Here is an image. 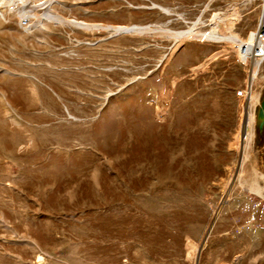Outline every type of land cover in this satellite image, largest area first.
I'll use <instances>...</instances> for the list:
<instances>
[{"label":"rangeland","instance_id":"374dc122","mask_svg":"<svg viewBox=\"0 0 264 264\" xmlns=\"http://www.w3.org/2000/svg\"><path fill=\"white\" fill-rule=\"evenodd\" d=\"M52 1L91 23L181 29L200 16L201 30L236 5L242 38L263 6ZM48 2L0 0V264H264V194L238 176L264 175V138L239 167L237 143L264 58L250 86L255 57L224 41L194 38L171 53L160 33L21 27Z\"/></svg>","mask_w":264,"mask_h":264},{"label":"bare ground","instance_id":"6f19581e","mask_svg":"<svg viewBox=\"0 0 264 264\" xmlns=\"http://www.w3.org/2000/svg\"><path fill=\"white\" fill-rule=\"evenodd\" d=\"M262 2L264 3V0H262ZM52 3L53 1L50 0V2H48L45 5L44 11L41 14L33 15L35 18L34 22H30V23L28 22L29 24H25V25L20 23L21 27L26 26L27 30L40 29V30L50 31L51 30L50 24H60V25H67L72 28H82L85 30L103 29L107 32L112 33V35H118L121 33H160V34L169 36L173 39V43L171 45V53H173L186 40L200 38V39L227 42L231 44L234 48H236L240 55L246 56L248 54V55L253 56V54L251 53L253 51V47L257 43L258 35L255 31H251L247 38H242L236 32L232 31L235 21L239 18V11L236 5L232 6L228 10L227 13L221 12V11L214 13L209 18V21H208V24L210 25V27L207 30H201V26L205 23V21H203L200 16L199 17L197 16L198 18L196 20H193L191 24L187 26V28H181V29H171L169 27L161 26V25L154 27V26H151L150 24H145V25L143 24L110 25L109 24V25H105V24L91 23V22H87L84 20H80V19L65 17L62 14H59L51 9ZM154 6L159 7L166 13H170V8L166 6H163L158 3H154ZM27 11L28 9H23L22 12L24 14H28ZM6 14H7L6 11L0 8V21H4L6 19ZM25 16L28 18V15H25ZM261 61H262V58H255L254 65H252L253 69L250 68V70H252L249 75L250 86L252 85V79H254V77L256 76L257 68L259 64L261 63ZM1 71L11 72L9 69L4 68V67H1ZM1 96L3 99L6 98L3 94ZM257 96H258V90L249 94L250 102L245 112L241 130L237 134V137H238L237 143L240 144L241 149L243 148L242 159L244 160L245 159L247 160L249 158L250 148L252 147L253 105L257 101ZM5 113L14 122L18 123L16 118L11 114L9 107L5 108ZM244 164L245 163H243V165ZM247 172L243 167V169L238 173V176L242 178L240 180L241 185L247 189L249 188L251 190L256 191L260 195L264 194L263 193L264 192V175L257 172L254 169L251 172L250 171L248 173ZM188 247H189L187 251L188 258L189 259L194 258L196 254V250L198 249L197 244L189 239Z\"/></svg>","mask_w":264,"mask_h":264},{"label":"water","instance_id":"95a60500","mask_svg":"<svg viewBox=\"0 0 264 264\" xmlns=\"http://www.w3.org/2000/svg\"><path fill=\"white\" fill-rule=\"evenodd\" d=\"M252 127H253L252 147H253L255 139L261 140V138H264V86H263V89L260 91V93H258L257 101L253 105V125ZM242 151H243V148L240 151V156L238 159V167L240 166V163L242 161ZM212 225H213V222L210 224L205 234L204 240H206L208 233L212 228ZM201 247L202 245L200 246L199 249H201Z\"/></svg>","mask_w":264,"mask_h":264},{"label":"built area","instance_id":"2783aa9c","mask_svg":"<svg viewBox=\"0 0 264 264\" xmlns=\"http://www.w3.org/2000/svg\"><path fill=\"white\" fill-rule=\"evenodd\" d=\"M29 19L27 17L22 18L21 24L25 25V24H29ZM257 33V43L255 44V46L253 47V51L251 54H253V56L255 58H264V3L262 6V14L260 16V19L258 21V25L257 28L254 30ZM244 55H241V57H243ZM251 55H246L245 57H248Z\"/></svg>","mask_w":264,"mask_h":264}]
</instances>
